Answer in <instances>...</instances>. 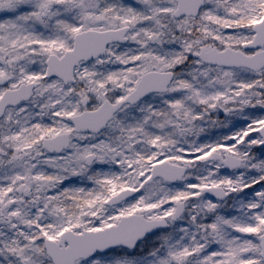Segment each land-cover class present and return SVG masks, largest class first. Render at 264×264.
I'll use <instances>...</instances> for the list:
<instances>
[{
	"label": "snow or ice",
	"instance_id": "6c2138e0",
	"mask_svg": "<svg viewBox=\"0 0 264 264\" xmlns=\"http://www.w3.org/2000/svg\"><path fill=\"white\" fill-rule=\"evenodd\" d=\"M0 264H264V0H0Z\"/></svg>",
	"mask_w": 264,
	"mask_h": 264
},
{
	"label": "rangeland",
	"instance_id": "374dc122",
	"mask_svg": "<svg viewBox=\"0 0 264 264\" xmlns=\"http://www.w3.org/2000/svg\"><path fill=\"white\" fill-rule=\"evenodd\" d=\"M220 119L221 120L224 119V115L223 114L220 116ZM233 125H240V126H242L243 125V121L242 120H239V119L234 120L232 122V124L228 125V127H232ZM226 131H227L226 128H223V129L222 128H216V129L210 130L208 133H206V135H220L221 133L226 132Z\"/></svg>",
	"mask_w": 264,
	"mask_h": 264
}]
</instances>
